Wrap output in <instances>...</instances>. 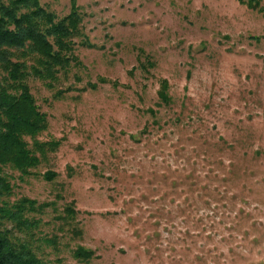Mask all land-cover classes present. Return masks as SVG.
I'll use <instances>...</instances> for the list:
<instances>
[{
	"label": "rangeland",
	"instance_id": "1",
	"mask_svg": "<svg viewBox=\"0 0 264 264\" xmlns=\"http://www.w3.org/2000/svg\"><path fill=\"white\" fill-rule=\"evenodd\" d=\"M76 1L77 60L52 89L29 80L37 139L60 146L0 166L8 205L36 202L5 227L49 264H264V0ZM41 3L61 18L72 0Z\"/></svg>",
	"mask_w": 264,
	"mask_h": 264
},
{
	"label": "trees",
	"instance_id": "2",
	"mask_svg": "<svg viewBox=\"0 0 264 264\" xmlns=\"http://www.w3.org/2000/svg\"><path fill=\"white\" fill-rule=\"evenodd\" d=\"M255 8L259 0H241ZM83 17L76 0H72L70 13L59 18L44 7L41 0H0V166H11L21 174H29L37 167L41 157L55 152L60 142L41 141L37 136L48 128L47 116L38 107L31 92L29 80H41L52 89L60 84V73L70 69L76 37L81 35ZM169 80L162 79L158 91L159 105H170ZM61 89L57 97L61 95ZM155 113L154 109H150ZM32 139L30 146L26 138ZM39 153V154H38ZM257 157L264 151L257 150ZM2 171V169L0 168ZM57 174L47 171L44 177L54 180ZM12 194V184L0 173V264H49L40 257L31 244L13 238L5 227L6 220L18 226L28 223L27 210H36V202L22 198L9 206L5 197ZM73 217L75 209L65 208ZM75 229L74 232L78 233ZM74 256L89 261L93 250L78 246Z\"/></svg>",
	"mask_w": 264,
	"mask_h": 264
}]
</instances>
